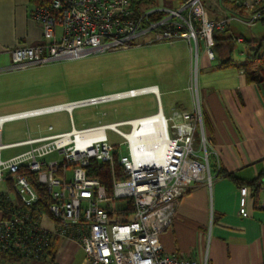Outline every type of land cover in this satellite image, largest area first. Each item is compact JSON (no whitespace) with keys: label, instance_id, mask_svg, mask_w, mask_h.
I'll use <instances>...</instances> for the list:
<instances>
[{"label":"built area","instance_id":"1","mask_svg":"<svg viewBox=\"0 0 264 264\" xmlns=\"http://www.w3.org/2000/svg\"><path fill=\"white\" fill-rule=\"evenodd\" d=\"M157 1L47 0L34 5L31 15L42 26L43 41L14 48L0 73L128 49L141 38L168 44L182 39L192 52L195 45L198 67L200 43H205L208 58L215 60L213 33L225 31L234 16L249 25L264 19V0H225L244 10V15L231 14L222 0H171L174 7ZM157 15L160 17L154 19ZM236 40L244 41L241 36ZM197 72L196 68L189 84L194 107H175L169 116L153 85L1 117L0 124L30 115L71 113L76 107L149 92L158 103V111L151 115L86 128L73 125L70 131L59 133L49 126V134L17 143L30 148L9 160L0 159V183L8 180L12 185V190L0 189V212L7 214L0 217V251L41 259L60 238L80 245L85 253L83 264H208L207 255L199 261L165 251L160 239L171 226L182 197L196 184H211L214 178L211 156L215 150L204 123ZM109 129L123 138L127 155H120L109 142ZM53 153L63 159L46 160ZM92 160L111 165L116 161L124 169L127 178L114 180L112 194L99 179L89 177ZM23 168L35 173L38 183L47 188L51 198L48 213L34 216L41 196ZM262 187L264 190V182ZM239 191L240 213L246 215L250 189L243 186ZM130 201L134 214L121 221L116 203L124 206ZM255 205L264 211V194ZM44 216L50 217L52 228L42 225Z\"/></svg>","mask_w":264,"mask_h":264},{"label":"crops","instance_id":"2","mask_svg":"<svg viewBox=\"0 0 264 264\" xmlns=\"http://www.w3.org/2000/svg\"><path fill=\"white\" fill-rule=\"evenodd\" d=\"M33 6L31 0H0V61L8 63L11 60V51L16 47L33 46L43 41L42 26L31 15ZM231 14L235 13L231 12ZM242 22L244 21L234 16L227 26L229 34L249 40L264 37L250 36L247 38L248 32L242 28L245 22ZM185 44L187 74L185 86L182 87L185 93L178 99L177 107L192 109L195 103L189 84L194 59L189 43ZM242 61L244 60H234L231 65L221 66L218 57L211 61L204 51L199 55L197 63L199 93L205 107L204 121L207 135L215 150L211 156L214 178L211 184H196L182 197L171 226L160 235L165 251L183 253L199 261L207 255L208 264H264V211L255 205L256 199L264 194L263 187L261 185L255 191L252 186H248L250 193L246 215L240 213L241 195L239 191L241 187L259 179L264 173V81L249 82L245 72L239 67ZM15 72L17 71H13ZM153 85L159 89L162 108L166 115L160 85L157 83ZM169 91L175 92L172 89ZM145 94H152L156 98L153 92L141 95ZM67 102H54L30 109L0 112V118ZM74 109L71 113L66 110L56 111L68 113L71 129L73 125L76 127L73 119ZM50 113L6 120L0 124V133H2L7 122L18 120L27 122V127L18 140L9 137V140L4 142V135L0 134V159L3 160L2 152L7 149H19V151L5 160L27 151L30 145L16 144L28 137L49 134V126H53V132L56 133L71 130L57 131L53 124L46 127L40 124L34 128L29 126L30 118ZM103 115L107 113L104 112ZM146 115L151 114L138 117ZM169 115L171 114L167 116ZM128 119L132 118L113 122ZM99 124L101 122L87 127ZM263 182L264 177L261 178L260 183ZM0 184L2 191L12 190V185L8 180ZM2 216H7V214L0 212V217ZM42 225L52 228L53 223L50 217L44 216ZM81 250L83 249L80 245L74 241L65 242L59 238L56 260L59 264H62L61 261L64 264H74L75 255ZM84 257L80 264H83Z\"/></svg>","mask_w":264,"mask_h":264},{"label":"rangeland","instance_id":"3","mask_svg":"<svg viewBox=\"0 0 264 264\" xmlns=\"http://www.w3.org/2000/svg\"><path fill=\"white\" fill-rule=\"evenodd\" d=\"M157 2L166 7H174V2L171 0H158ZM242 28L248 32L247 38L264 36V21L262 20L252 25L244 23ZM228 31L227 29V34H229ZM60 32L61 29L58 28V33ZM185 43L188 42L182 39L173 44H168L164 41L151 42L148 38H141L128 49H113L105 53L89 54L78 59L54 61L28 68L24 72L0 73V112H13L54 102L90 98L157 83L161 88L165 113L166 115L171 114L172 110L177 107L178 99L185 93L182 89L185 86L187 74ZM204 48L205 43L201 42L200 53ZM193 49L192 72L195 74L197 68L195 45H193ZM247 55L245 44L237 42L233 53L234 60H244ZM6 64L2 60L0 61V67ZM170 89L175 90V92L169 91ZM156 111L155 96L145 94L116 99L98 106L76 107L73 111V119L76 127L82 128L100 122L109 123L152 114ZM104 112L107 115H103ZM28 124L31 128L36 127L37 124L43 127L53 124L57 131L71 129L67 112H54L30 118ZM26 127L27 122L24 120L7 122L0 134L4 135V142H7L9 137L18 140ZM122 129L128 131L129 127H122ZM107 136L109 142L117 148L120 155L128 154L127 146L121 136L110 129L107 130ZM194 147L196 149L199 147L198 142L195 143ZM18 151L19 149L4 150L2 159L5 160ZM53 159L61 161L63 156L59 153H53L46 157L48 161ZM72 171V167H69V176L72 175ZM116 205L121 206V202L116 203ZM119 210H121L120 215L116 214L125 219L129 216V212L131 215L134 214L135 208L133 211ZM83 257L84 252L81 250L75 255L74 264H80ZM61 263L64 264L63 261ZM0 264L17 263L5 262L0 256Z\"/></svg>","mask_w":264,"mask_h":264},{"label":"trees","instance_id":"4","mask_svg":"<svg viewBox=\"0 0 264 264\" xmlns=\"http://www.w3.org/2000/svg\"><path fill=\"white\" fill-rule=\"evenodd\" d=\"M34 5L44 3L47 0H31ZM140 1V0H138ZM222 3L227 7L232 13L244 15L245 12L237 5L229 3L222 0ZM160 15L154 17V19L159 18ZM264 21V19L262 20ZM227 29L225 31H215L213 33L214 39V50L216 57L220 60L221 66H228L233 63V53L236 49L237 36L233 34H227ZM243 43L247 49L248 55L245 57L244 61L239 64V67L245 72L247 80L249 82H263L264 81V37L258 40L244 39ZM205 123V121H204ZM206 127V123H205ZM117 155V154H116ZM22 172L28 179L36 186L40 193V201L36 205L37 210L33 211L34 216H40L42 214L48 213V206L51 202L50 195L47 188L38 183V179L35 173L28 171L26 168L22 169ZM88 175L91 178H97L105 185L107 193L112 194L113 181L115 179H126L127 175L124 169L116 161L114 165L111 163L104 162L100 163L96 160H92L90 166H88ZM264 177V173L260 175L259 179L253 180L247 183V186H252L255 191L263 184L260 183L261 178ZM3 204H7L6 200H1ZM119 209H126V211H133L134 204L130 201L127 205L119 206L116 213L120 215ZM131 213L125 219L120 218L121 221H128L131 218ZM59 245V238H56L48 250V255L45 258H33L21 256L16 253H8L0 251V256L5 262H14L17 264H59L56 260L57 248Z\"/></svg>","mask_w":264,"mask_h":264},{"label":"bare ground","instance_id":"5","mask_svg":"<svg viewBox=\"0 0 264 264\" xmlns=\"http://www.w3.org/2000/svg\"><path fill=\"white\" fill-rule=\"evenodd\" d=\"M0 120H1V118H0Z\"/></svg>","mask_w":264,"mask_h":264}]
</instances>
